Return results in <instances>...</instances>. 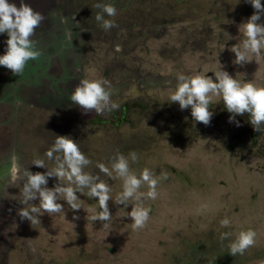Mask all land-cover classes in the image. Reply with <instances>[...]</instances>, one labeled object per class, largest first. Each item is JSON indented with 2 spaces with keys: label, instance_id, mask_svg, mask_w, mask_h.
<instances>
[{
  "label": "rangeland",
  "instance_id": "obj_1",
  "mask_svg": "<svg viewBox=\"0 0 264 264\" xmlns=\"http://www.w3.org/2000/svg\"><path fill=\"white\" fill-rule=\"evenodd\" d=\"M18 7L20 0H9ZM44 14L32 40L41 55L20 75L0 66V264H264V132L247 114L229 122L223 101L214 98L209 126L191 109L169 102L177 73L208 72L218 62L234 78L264 84V60L233 64L229 48L239 43V25L254 12L247 0H24ZM97 3L118 10L117 27L105 32ZM264 5V0H261ZM108 18V17H106ZM260 22H264V16ZM225 32L232 39L226 40ZM7 33L0 34V55ZM226 40V41H225ZM225 45V46H224ZM224 46L223 50L222 47ZM106 79L118 111L84 114L72 104L70 80ZM65 79L69 80L65 83ZM71 82V81H70ZM66 84V85H64ZM217 102V103H216ZM51 114V115H50ZM70 136L92 161L110 167L119 151H135L139 173L167 174L158 186L147 226L131 228L124 209L109 201L113 222H92L97 198L77 193L85 209L21 220L19 176L47 169L31 164L44 157L54 135ZM107 179V177H102ZM55 178H49L53 187ZM113 197L120 180L109 179ZM147 189H142L146 191ZM38 203V201H33ZM125 216V217H123ZM225 217L232 223L222 228ZM256 231V243L232 256L228 245L242 230ZM229 232L228 239L220 235Z\"/></svg>",
  "mask_w": 264,
  "mask_h": 264
},
{
  "label": "clouds",
  "instance_id": "obj_2",
  "mask_svg": "<svg viewBox=\"0 0 264 264\" xmlns=\"http://www.w3.org/2000/svg\"><path fill=\"white\" fill-rule=\"evenodd\" d=\"M247 2L251 4L254 12L239 25V43L229 48V51L235 54L233 64L240 66L253 60L258 64L264 60V22H260L264 16V5L261 0ZM95 7L99 9L95 20L101 29L108 32L117 27L114 18L118 10L114 4L97 3ZM44 20V14L24 0H20L19 7L9 0H0V34L7 33L8 36L5 54L0 55V66L11 70L13 75H20L29 61H35L41 55L32 37ZM225 34L226 40L233 38L229 33ZM212 72L215 80L206 75L208 72L177 73V84L169 91L168 101L178 103L181 110L190 108L194 121L209 126L214 115L209 110L210 105L215 102L214 98H218L231 114L230 123L240 126L236 116L247 114L253 129L256 132H264V84L245 81L244 74L239 79L237 76L234 78L223 70V65L219 62L216 70ZM70 101L79 106L84 114L94 111L96 115H107L120 108L119 102L112 99L111 84L106 79H81L72 91ZM53 135L51 147L44 153V157L52 166L49 167L45 159L35 158L31 164L47 170L33 173L25 167L19 176L22 187L18 200L23 205L17 213L20 219H27L33 226L41 224L40 217L45 213L49 216L63 213L65 216L64 205L60 203L65 201L74 212L73 220H78L80 217L75 213L85 209L83 200L77 195L81 193L89 199L97 198L99 211L85 209L87 213H92L89 217L92 222L100 221L104 228L110 227L113 215L108 202L111 200L117 205H123L124 209L131 205V211L125 212V216L131 219L132 230L144 229L150 220L151 212V207L146 206L145 202L158 198L159 183L167 178V174L162 171L157 175L148 167L139 173L134 171L131 165L139 162L135 151L127 155L117 151L111 158L110 167L103 162H97L95 167L99 171H88L92 161L81 151L79 144L70 136ZM49 178H55L57 181L53 187H48ZM109 179L122 182L121 190L115 197ZM231 223L232 221L225 217L220 221V226L227 228ZM230 235L229 232H223L220 240L224 241ZM256 235V231L251 228L240 231L229 243L228 252L232 256L243 255L255 245Z\"/></svg>",
  "mask_w": 264,
  "mask_h": 264
},
{
  "label": "water",
  "instance_id": "obj_3",
  "mask_svg": "<svg viewBox=\"0 0 264 264\" xmlns=\"http://www.w3.org/2000/svg\"><path fill=\"white\" fill-rule=\"evenodd\" d=\"M67 81H69V80H66V79H65V83H66ZM70 81H71V82H70ZM70 81L68 82V84H70L69 86H71V87L74 86V88H75L76 85L79 83V82H76L75 79H74V80H70ZM64 85H66V84H64Z\"/></svg>",
  "mask_w": 264,
  "mask_h": 264
}]
</instances>
